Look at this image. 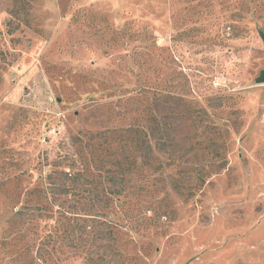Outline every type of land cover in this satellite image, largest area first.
Masks as SVG:
<instances>
[{"label":"rangeland","instance_id":"374dc122","mask_svg":"<svg viewBox=\"0 0 264 264\" xmlns=\"http://www.w3.org/2000/svg\"><path fill=\"white\" fill-rule=\"evenodd\" d=\"M263 36L264 0H0V264H264Z\"/></svg>","mask_w":264,"mask_h":264},{"label":"trees","instance_id":"16d2710c","mask_svg":"<svg viewBox=\"0 0 264 264\" xmlns=\"http://www.w3.org/2000/svg\"><path fill=\"white\" fill-rule=\"evenodd\" d=\"M166 103V98L165 96L159 95L158 99H155V106L158 108H164ZM157 111V110H156ZM163 119H165L164 116H160L158 117L157 115L151 116L150 118V123H156L157 125V132L156 134L159 136V143H161L159 146L157 145L156 148L158 149V151L164 150V146H165V141L167 139L168 136V131L169 129L166 127L165 123L163 122ZM149 128H151V126H149ZM140 148L141 151L143 153V158L147 159L148 158V153L149 151L152 149V146L150 143H146L145 142V138L140 135ZM58 174L57 170L56 171H52V173H50L47 176V185L46 187L42 190V191H38L41 192L42 195L40 196L42 198V196L45 198L46 200V204H42V205H32V206H23L21 207L22 209L19 210V212L17 213L19 216H23L28 209H30V211L35 212L36 210L39 211L41 216H46V217H52L54 215L55 212V207L53 206L54 201H57V199H61L63 196L67 195L70 193V189L71 186H64L62 188L61 184L58 182V179L56 177V175ZM64 175H69L68 172H62ZM76 179V177H72V179L70 178L69 180L72 182ZM58 195H62L61 198H57ZM57 198V199H56ZM89 227H91L90 225H88ZM86 227V225H84L81 229L80 232V236L79 237H72L70 236L71 234L69 233L67 236H63V239H68V241L70 243L75 242V240L77 242H75V245H79L82 242H87L86 238H87V233L86 230L84 229ZM88 228V227H86ZM35 235L36 232L34 233ZM84 235V236H83ZM41 239V242H39L38 244L35 243L33 246L36 247V255H35V263H32L33 261L30 262V264H51L52 261L55 259L54 258V254H56L58 248H56V244L59 241V234L57 232L53 233L50 232L47 235H43L41 237H39ZM37 244V245H36ZM32 246V247H33ZM96 249H98L97 247L89 249L84 251L85 253V260L88 262V264H104L102 261L105 260L104 259V255L106 253V251L102 254L99 251H97ZM43 252H47L49 253V255H46V253ZM116 255V254H115ZM57 260H59V257H57V259H55L53 261V263H56Z\"/></svg>","mask_w":264,"mask_h":264},{"label":"water","instance_id":"95a60500","mask_svg":"<svg viewBox=\"0 0 264 264\" xmlns=\"http://www.w3.org/2000/svg\"><path fill=\"white\" fill-rule=\"evenodd\" d=\"M264 39V36H263ZM257 82L259 84H264V71L261 73V75L257 78Z\"/></svg>","mask_w":264,"mask_h":264}]
</instances>
